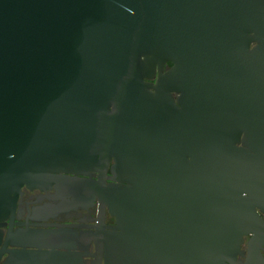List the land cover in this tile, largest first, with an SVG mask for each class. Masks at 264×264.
<instances>
[{
    "label": "water",
    "instance_id": "1",
    "mask_svg": "<svg viewBox=\"0 0 264 264\" xmlns=\"http://www.w3.org/2000/svg\"><path fill=\"white\" fill-rule=\"evenodd\" d=\"M52 183L107 206L106 264L230 261L262 230L264 0H0V220Z\"/></svg>",
    "mask_w": 264,
    "mask_h": 264
},
{
    "label": "flooded vegetation",
    "instance_id": "2",
    "mask_svg": "<svg viewBox=\"0 0 264 264\" xmlns=\"http://www.w3.org/2000/svg\"><path fill=\"white\" fill-rule=\"evenodd\" d=\"M170 66L167 62L164 70ZM92 174L90 178L96 180L97 173ZM86 178L89 177H82ZM105 182L111 181L106 178ZM257 212L262 230L243 235L239 252L225 264H264V212ZM115 226V218L97 197L78 200L71 189H62L55 183L43 188L22 186L15 204L0 220V264H30L25 258L30 254L24 256L25 251H35L33 255L39 254L48 264H106L109 248L105 246V235ZM37 232L56 236L52 246L26 245L30 241L27 235Z\"/></svg>",
    "mask_w": 264,
    "mask_h": 264
}]
</instances>
